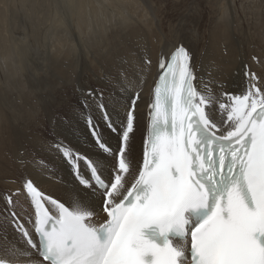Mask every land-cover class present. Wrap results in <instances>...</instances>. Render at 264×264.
Instances as JSON below:
<instances>
[{"label":"snow or ice","instance_id":"1","mask_svg":"<svg viewBox=\"0 0 264 264\" xmlns=\"http://www.w3.org/2000/svg\"><path fill=\"white\" fill-rule=\"evenodd\" d=\"M152 63L143 55L107 91L81 90L76 115L97 151L53 133L45 149L74 186L62 200L22 177L31 210L13 199L20 190L7 196L0 264H264V78L245 67L243 88L229 91L183 44L160 52L134 167Z\"/></svg>","mask_w":264,"mask_h":264},{"label":"bare ground","instance_id":"2","mask_svg":"<svg viewBox=\"0 0 264 264\" xmlns=\"http://www.w3.org/2000/svg\"><path fill=\"white\" fill-rule=\"evenodd\" d=\"M254 2L0 0V218L8 207L7 196L17 190L13 199L31 210L22 188V177L29 174L39 190L69 198L73 175L62 158L49 155L46 143L55 132L82 153H95L92 137L76 115L80 92L86 87L107 91L118 73L131 76L136 71L141 56L150 55L153 63L137 109L134 167L142 157L147 100L160 52L183 44L192 51L198 72L205 79L211 73L229 91L243 88L245 67L264 78V0ZM21 16L34 20L32 28L47 29L46 34L4 36ZM25 47L31 64L24 58ZM102 131L115 145L113 134ZM46 160L52 163L42 167ZM86 163L81 162L82 169ZM8 232L13 238L12 230Z\"/></svg>","mask_w":264,"mask_h":264},{"label":"rangeland","instance_id":"3","mask_svg":"<svg viewBox=\"0 0 264 264\" xmlns=\"http://www.w3.org/2000/svg\"><path fill=\"white\" fill-rule=\"evenodd\" d=\"M253 2H254V0H252ZM255 3V2H254ZM255 4H257V3H255ZM170 7V6H169ZM255 10H257V6H256V9ZM21 18H22V16H21ZM27 23V24H26ZM32 23L34 24V20L32 19L31 20V22H27V20L25 19V20H23V18H22V20L20 21V18L19 17H17V19H16V21H15V25L11 28V26H10V28L12 29V31H10L9 32V34L7 35V34H5L4 36H34V34H35V36L37 35V36H42V35H44L43 33H45L46 34V30L47 29H44L43 27L42 28H40V27H37V29L36 28H32ZM73 24H75V23H73ZM17 25V26H16ZM30 25V26H29ZM31 27V28H30ZM42 29H44V31L42 30ZM25 30V31H24ZM41 30V31H40ZM34 31V32H33ZM38 31V32H37ZM50 31V30H49ZM40 32V34H37V33H39ZM1 34V36H3V34L2 33H0ZM51 34H52V30L50 31V34H49V36H51ZM26 48V51L25 52H23V55H24V58L28 61V63L29 64H31V61H32V58L29 56V52H28V47H25Z\"/></svg>","mask_w":264,"mask_h":264}]
</instances>
